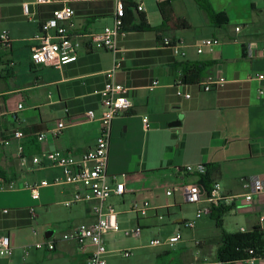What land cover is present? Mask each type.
<instances>
[{"label":"crops","instance_id":"obj_1","mask_svg":"<svg viewBox=\"0 0 264 264\" xmlns=\"http://www.w3.org/2000/svg\"><path fill=\"white\" fill-rule=\"evenodd\" d=\"M133 1L143 4L142 12L151 30L123 31L117 38L115 51L89 47L84 42L77 61L57 68L31 60L42 22L55 9L68 4L76 11L71 33L100 32L114 25L115 0H56L45 4H36L35 0H0V31L8 30L12 43L8 50L0 47V183H14V188H22L21 192L33 201L43 200V204H49L55 196L53 187H61L55 191L64 201L72 197L75 185L51 184L42 186L40 190H46L34 199L27 186L42 180L52 181L61 175V169L40 168L31 157L51 150L80 156L95 145L104 111L99 91L108 80L107 73L113 69L114 80L128 87L133 107L118 115L112 124L108 182L112 186L124 182L127 191L124 195L112 194L109 204L116 208L115 198L121 197L123 200L129 197L139 206L149 202L151 208L161 207L159 212L170 223L168 219L175 214L174 209L181 208L185 201L181 189L171 195L167 190L183 182L200 183L201 175H182L178 168L205 163L208 188L219 182L229 195L244 192L249 177L264 173V94L260 93L264 82L256 77L264 73V0ZM26 2L30 3V16L24 11ZM131 11L137 20L140 12L135 8ZM219 13L225 14L228 21L225 22V17L221 19L223 23H215V15ZM166 37L179 44L186 54H176L163 44ZM205 38H218L221 43L198 52ZM186 62L212 64L201 80L214 75L224 76L227 81L211 91L200 89L198 84H186L182 81ZM154 81L157 84L151 88ZM187 93L191 96L186 97ZM19 104L23 105L20 109ZM89 110H94L93 118L89 117ZM15 113L18 118L13 117ZM145 117L148 128L143 121ZM59 121H64L66 126L57 133ZM173 121L179 124L171 126ZM17 129L24 131V138L14 137ZM40 134H45V138L40 139ZM20 145L29 159L26 164L19 157ZM203 190L204 199L195 203L196 211L210 206L205 199L208 191L204 187ZM176 192L182 200L170 198ZM76 204L82 206L83 222L94 220L89 203ZM18 208L24 210L8 220L11 228L29 225L37 217L36 214L32 218L31 205ZM117 211L118 220L121 211ZM149 214L143 220L145 223L137 218L136 224H142L143 228L153 226L159 217L154 210ZM208 215L215 220L218 230L198 239L195 249L188 248L187 240L178 230L160 237L164 244L159 246L149 243L159 237L147 241L141 233L139 238L126 236L129 240L123 248L110 249L108 262L111 264L110 255L115 253L119 255L115 257L124 259L119 264H176L168 258L172 252L184 248L187 250L181 253L180 263L206 259V255L216 256L222 230L229 233L258 230L263 240L260 254L264 255V192L257 194L252 202L238 200L212 207L202 217ZM217 217L222 220L221 227ZM191 219H196V212L194 218L184 216L174 223L184 225V220ZM176 234H181V238L170 244L168 239ZM48 235L55 237L53 231L46 233V239ZM17 237V233L13 235L14 249L19 248ZM57 241L53 251L42 248L43 258L49 264H58L59 260L66 261L65 264H86L78 244ZM116 250H130L132 255L125 257ZM235 261L250 264L242 259ZM13 262L12 258L7 260L8 264Z\"/></svg>","mask_w":264,"mask_h":264},{"label":"built area","instance_id":"obj_2","mask_svg":"<svg viewBox=\"0 0 264 264\" xmlns=\"http://www.w3.org/2000/svg\"><path fill=\"white\" fill-rule=\"evenodd\" d=\"M56 0H35L36 4L51 3ZM125 1L115 0L116 12L115 22L113 26H106L100 32H88L86 34L75 35L70 29L73 26V19L76 14L75 9L64 4L62 7L54 10L53 15L42 22L40 32L36 34L35 39L38 45L34 48L31 54V60L35 64L51 65L57 68L77 61L81 47L87 42L89 47L105 48L108 50H117V38L122 33L123 20L125 14ZM25 14L30 16V3L26 2L23 5ZM138 9L144 11L142 3L138 4ZM237 31L240 27L236 28ZM85 42V43H84ZM221 43L218 38H205L198 46V52H202L206 46H214ZM163 44L170 46L176 54L185 55L179 44L171 38L163 39ZM0 47L8 50L12 47L9 31L3 29L0 31ZM115 69L107 73L108 80L104 87L99 91L102 99L104 111L100 117L101 125L100 132L93 147L85 151L80 156L63 150H51L38 153L31 157L34 164L40 168L54 166L61 169V175L54 180H42L40 183L27 186L34 199L40 197V188L51 184H72L76 189L71 198L64 201L68 207L76 203H89L91 214L94 217L93 221L82 222L78 224L72 231L63 235V240H69L78 244L82 252L85 254L86 264H108L107 256L110 250L107 247L105 237L109 233H117L121 230L117 220V209L108 203L112 194L124 195L127 191L124 182H116L114 186L108 182V161L110 139L112 134L113 120L121 114L129 112L133 103L129 96V89L125 85L114 80ZM257 79L264 82V73H259ZM224 76L209 75L207 78L198 83L200 89L211 91L215 88H220L226 83ZM157 81H154L150 86H156ZM260 93L264 94V86L260 88ZM178 94L182 93L178 91ZM190 97L189 93L185 94ZM23 105L19 104L18 109ZM90 118L95 116L94 110H89ZM18 118L17 113L13 115ZM145 127H149L148 118L143 119ZM64 121L57 123L56 132L59 133L65 127ZM16 139H22L25 133L21 129H17L13 133ZM40 139L45 138V134H40ZM19 157L22 164H26L29 159L23 155V146L19 147ZM208 167L205 163L188 164L178 171L182 175L195 174L203 175L207 172ZM14 188V183H0V190ZM244 192L239 194H226L223 191L222 185L215 182L206 194L205 199L210 204L209 207H199L196 211V219L184 220V225L188 228H194L196 220L202 217L207 212L211 211L212 207H220L225 204H234L238 200L252 202L255 196L264 192V173L249 177L244 183ZM176 189H181L184 201L186 203H199L204 199L203 186L198 182H183L182 184L171 187L167 190V194L171 195ZM132 209L136 212L139 219L148 217L151 210H154L159 220H167L164 214L159 212L161 207L151 208L149 202H145L139 206L134 202ZM7 211V210H5ZM32 218H35V209L31 208ZM143 230L142 224H137L124 231L127 237L141 236ZM181 238V234H176L168 239L170 244H174ZM58 238L49 236L45 242H38L35 246L37 249L47 248L53 251L57 247ZM151 246H159L164 244V240L153 238L150 240ZM125 257L132 255L130 250H116ZM13 253L11 246V238L9 235L0 236V256H9ZM249 256L242 261L250 264H264V255L256 254L253 248L248 250ZM177 264H236V261H222L218 259H202L191 262H183Z\"/></svg>","mask_w":264,"mask_h":264},{"label":"rangeland","instance_id":"obj_3","mask_svg":"<svg viewBox=\"0 0 264 264\" xmlns=\"http://www.w3.org/2000/svg\"><path fill=\"white\" fill-rule=\"evenodd\" d=\"M41 181H39L40 183ZM61 187H53L52 189L55 192V196H52V200L49 204H43L40 200L38 202L33 201L26 193L21 192L17 186L14 189H5L0 190V235L10 234L12 238V249L13 254L11 256H0V264H8L7 260L9 258L13 259V264H49V260L43 258L42 250L37 249L36 244L38 242H45V235L48 231H53L54 236L58 239H62L65 233L72 231L78 224L83 222L82 219V206L80 204H75L72 207H68L64 204L63 196L59 195L55 190H60ZM46 189L40 190L44 192ZM16 196L12 198L13 196ZM182 200V197L179 192H176L170 198ZM121 198H115L116 208L121 211L118 216V222L121 230L117 233H109L106 235V244L109 250L121 249L123 248L127 241L129 240L124 231L127 228H131L133 225H137V214L132 209V199L126 197L125 200ZM23 205H31L35 208L37 217L34 221L31 219L29 225L21 227H9L8 220H10L15 213H18L19 210H24ZM195 203H183L181 208L177 206L174 211L175 214L170 216V223H166L167 220L161 221L157 220L151 227H144L142 231V238H146L149 241L150 237H165L169 235L172 231L178 230L181 231L184 235V239L188 242V248L195 249V243L198 239H201L204 235H209L218 230L215 220L212 216H204L201 219H198L196 222V227L194 229L187 228L183 224L174 223L178 219L189 216L194 218L196 212ZM7 209V211H5ZM141 219L142 223H145ZM162 224V225H161ZM166 224V225H165ZM165 225V226H163ZM163 226V227H160ZM37 233H35V231ZM17 233V243L19 244L18 249L13 248V235ZM121 247V248H119ZM29 250L26 254V250ZM187 249H179L172 252V255L168 258L169 261L173 263H180L179 257L181 253ZM38 253V254H37ZM110 262L111 264H119L122 260V257L115 253H112ZM205 257L204 255L201 256ZM206 257L215 259L214 255H206ZM206 258V259H208ZM175 259V260H174ZM58 264H65L66 261H61ZM108 262V258H107ZM12 264V263H9ZM109 264V262H108Z\"/></svg>","mask_w":264,"mask_h":264},{"label":"trees","instance_id":"obj_4","mask_svg":"<svg viewBox=\"0 0 264 264\" xmlns=\"http://www.w3.org/2000/svg\"><path fill=\"white\" fill-rule=\"evenodd\" d=\"M132 8H135L139 13L137 20L132 16ZM226 15L219 13L215 15V23H223L222 18ZM123 25L122 32L127 30L146 31L151 30L152 26L149 23L146 14L138 9V3L133 0L125 1V14L122 17ZM228 19L226 17L225 22ZM181 25H185V22H181ZM211 63H198V62H186L184 66L182 81L186 84H198L204 76V73ZM23 155L27 156L24 153ZM207 173V172H206ZM200 176V184L209 191L207 182L209 181V172ZM9 181V180H8ZM217 223L221 227L222 220L217 217ZM253 248L256 254L262 255L263 240L262 235L258 230L252 232H238L229 233L222 230L220 244L217 249L215 259L222 261H235L236 259H243L249 256L248 250Z\"/></svg>","mask_w":264,"mask_h":264},{"label":"water","instance_id":"obj_5","mask_svg":"<svg viewBox=\"0 0 264 264\" xmlns=\"http://www.w3.org/2000/svg\"><path fill=\"white\" fill-rule=\"evenodd\" d=\"M177 124H179V122H177V121H173V122L170 123L171 126H174V125H177Z\"/></svg>","mask_w":264,"mask_h":264}]
</instances>
